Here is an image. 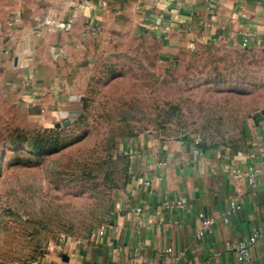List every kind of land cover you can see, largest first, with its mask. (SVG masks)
I'll list each match as a JSON object with an SVG mask.
<instances>
[{
  "label": "rangeland",
  "instance_id": "374dc122",
  "mask_svg": "<svg viewBox=\"0 0 264 264\" xmlns=\"http://www.w3.org/2000/svg\"><path fill=\"white\" fill-rule=\"evenodd\" d=\"M46 1L0 0V40L18 15L44 14ZM50 16L41 21L48 28L57 23ZM8 67H0V264L84 247L144 140L229 145L264 115V49L227 48L199 31L97 39L79 110L56 122L31 109L26 81Z\"/></svg>",
  "mask_w": 264,
  "mask_h": 264
},
{
  "label": "crops",
  "instance_id": "0c3cea01",
  "mask_svg": "<svg viewBox=\"0 0 264 264\" xmlns=\"http://www.w3.org/2000/svg\"><path fill=\"white\" fill-rule=\"evenodd\" d=\"M46 2L36 20V14H20L6 29L0 67H15L26 81L31 109L52 122L78 112L84 69L96 40L109 33L168 38L199 31L227 48L264 49V0ZM47 16L55 26L41 24ZM26 65L31 73L22 69ZM245 128L243 142L209 148L144 140L104 233L92 234L75 254L36 264H240L239 245L254 233L241 264H264V115ZM233 202L239 208L225 222ZM200 213L214 219L208 230Z\"/></svg>",
  "mask_w": 264,
  "mask_h": 264
},
{
  "label": "built area",
  "instance_id": "2783aa9c",
  "mask_svg": "<svg viewBox=\"0 0 264 264\" xmlns=\"http://www.w3.org/2000/svg\"><path fill=\"white\" fill-rule=\"evenodd\" d=\"M238 208H239V206L235 202H233L230 205V208H228L226 211L224 221L227 222L232 211L235 209H238ZM198 217L201 219L202 226L205 230H208L212 226V224L214 223V219L212 217L206 216L203 213H200ZM104 230H105V225L103 224V225L99 226V228H97L93 232V235L100 236L104 233ZM255 239H256V233H254L252 236H250L247 240L242 241L240 243L239 248H238V256H237V260L240 264L246 260L247 255H248V248H249L250 244H252L255 241Z\"/></svg>",
  "mask_w": 264,
  "mask_h": 264
},
{
  "label": "water",
  "instance_id": "95a60500",
  "mask_svg": "<svg viewBox=\"0 0 264 264\" xmlns=\"http://www.w3.org/2000/svg\"><path fill=\"white\" fill-rule=\"evenodd\" d=\"M67 123H68V120H64V124H67ZM62 258H63L64 260H66V259H67V256H66V255H63Z\"/></svg>",
  "mask_w": 264,
  "mask_h": 264
}]
</instances>
